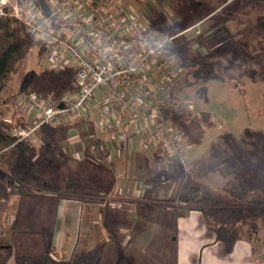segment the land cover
<instances>
[{
    "label": "crops",
    "instance_id": "crops-1",
    "mask_svg": "<svg viewBox=\"0 0 264 264\" xmlns=\"http://www.w3.org/2000/svg\"><path fill=\"white\" fill-rule=\"evenodd\" d=\"M213 16L222 19L223 30L238 42L241 28L249 24L246 19L264 16V6L226 0L198 20L197 27ZM211 25L208 22L203 30L206 39L214 34ZM258 32L254 43L264 48V33ZM179 36L172 47L176 54ZM249 43L253 45V40ZM77 122L63 143L67 160L61 180L64 183L73 177L96 188L101 199L65 196L53 189L34 194L17 191L11 205L0 195V206H6L5 216L0 214L5 229L2 235L12 244L14 254L7 264H17L15 256H32L48 247L66 258L76 248L93 252L96 264H264V239L257 249L243 239L225 241L207 231L201 211L182 203L167 207L153 204L180 189L184 170L179 162L159 151L154 153L152 148L144 149L138 138L112 141L86 122ZM113 214L118 216L112 218ZM104 217H110V227L102 222ZM92 227L99 232L92 234Z\"/></svg>",
    "mask_w": 264,
    "mask_h": 264
},
{
    "label": "built area",
    "instance_id": "built-area-1",
    "mask_svg": "<svg viewBox=\"0 0 264 264\" xmlns=\"http://www.w3.org/2000/svg\"><path fill=\"white\" fill-rule=\"evenodd\" d=\"M50 1L46 15L38 0H0V16L17 19L47 46L48 67L75 69L60 102L34 92L17 98L29 123L16 134L33 140L42 124L77 119L112 141L138 138L186 167L183 132L165 112L182 103L185 87L174 40L198 24L169 35L122 0Z\"/></svg>",
    "mask_w": 264,
    "mask_h": 264
},
{
    "label": "rangeland",
    "instance_id": "rangeland-1",
    "mask_svg": "<svg viewBox=\"0 0 264 264\" xmlns=\"http://www.w3.org/2000/svg\"><path fill=\"white\" fill-rule=\"evenodd\" d=\"M224 1L226 0H122L123 4L133 6L147 20L149 17L153 26L164 32H176L180 29L183 31L198 24V20L207 17L215 6ZM248 1L264 6V2L259 0ZM258 19H246L249 24L241 28L242 32L236 42L223 30L222 19L213 16L209 21H203L201 26L197 27L198 24L195 27L198 32L195 28L184 32L183 36L180 35L182 37L179 36L178 43L174 45L177 55L198 60L199 65L195 68L206 67L211 70V74L200 76H194L192 68H187L186 74L184 72L185 87L180 113L184 116L186 131L190 139V143L186 141L184 146L189 158L193 159L187 162L185 168L183 167L182 176L192 178L193 181L201 183L214 194L223 195L227 200L232 197L235 187L239 185L233 179L235 173L237 174L240 169L244 168H250L253 172L257 168L264 170V48L254 43L255 39L260 36L258 31L264 33V29L258 27ZM208 22H211L213 24L211 27L214 28V34L210 39H206L204 34ZM250 40H253V45L249 43ZM262 40L264 41V38ZM245 45H247L246 48L241 47ZM197 48L201 51L198 52ZM253 48L257 50L254 51ZM47 63L44 52H40V46L34 43L25 61L10 76L8 86L2 91L0 97L6 98L23 85L27 86L34 72L39 69L38 67H46ZM241 83L243 86L240 87ZM3 110L6 117L12 111V109L4 108ZM77 123H74L73 127L77 126ZM34 138L35 140L29 142L25 149L28 156L38 151L39 139L35 135ZM139 141L141 140H137L138 144ZM140 144L142 146V142ZM197 160L202 164L192 163ZM227 165L232 166L227 169ZM65 170L64 167L63 171L67 172ZM36 172L33 175L19 176L18 187L6 185L5 190L0 185V195L13 205L12 195L17 191L34 194L56 188L55 185L46 186L43 181L54 174L53 170L49 171L50 176L44 174L45 170L42 169H36ZM61 179H58L59 184H63ZM179 190L178 188L176 192L178 193ZM62 194L91 201L101 199L93 192L80 190L64 189ZM196 197L201 200L200 195ZM211 200L217 204L214 198ZM209 203L201 200L197 202V205ZM219 204L225 206L223 214L218 219L220 224L215 223L219 226V235L230 240L234 234L241 236L247 234L257 249L260 246L259 241L264 239V206L250 207L238 200ZM4 212H6V206L1 205L0 214L4 215ZM8 215L6 213V218ZM106 217L102 222L106 223L107 220L109 222V218ZM3 221L0 220V241L5 242L2 235V230L5 229L1 228ZM258 225L260 229L254 231V227ZM249 227L251 228L247 230ZM91 230L92 234L99 232V229L95 227ZM87 237L89 239V236ZM75 252H77L74 253L76 257L80 252L77 248Z\"/></svg>",
    "mask_w": 264,
    "mask_h": 264
},
{
    "label": "trees",
    "instance_id": "trees-1",
    "mask_svg": "<svg viewBox=\"0 0 264 264\" xmlns=\"http://www.w3.org/2000/svg\"><path fill=\"white\" fill-rule=\"evenodd\" d=\"M46 1L50 6L51 1ZM259 1L264 2V0ZM258 27L264 29V17L258 19ZM179 31H181V29L176 32L166 33L173 35ZM34 43L40 46V52H44V56H46L47 46L36 41L21 22L10 16H0V94L8 86L10 76L19 69L27 55L30 54ZM177 56L185 74L187 68L194 69V76L211 74V70L206 67L195 68L196 65H199L197 62L198 60H193L184 55L179 56V54ZM38 68L39 69L34 72L27 86L23 85L18 91L11 92L6 98L0 97V185L4 187L5 190L7 189L6 185H8V187H18V177L36 174V169L45 170L44 174H48L50 170H53L54 174H60L67 160V154L63 148V143L67 138L69 130L72 129L73 125H75L74 123L78 121L77 119L67 120L57 125L42 124L35 132L40 142L37 149L38 151L30 156L25 153V149L32 139H21L19 135L16 134L17 130L27 127L29 123L22 111L16 106L17 98L23 94L34 92L39 97L60 102L63 95L74 86L75 69L72 66L66 65L57 70L48 67V65L46 67L39 66ZM239 86H243L242 83L239 84ZM178 101L179 100L176 99V106L167 109L165 114L166 117L183 132L185 140L190 143L184 116L180 113L182 104ZM3 108L12 109L8 117L4 116ZM192 163L197 165L202 164L199 161ZM231 166L227 165L226 167L229 169ZM60 176L61 175H58L57 178H45L43 181L46 186L55 185L56 188L54 189L53 187V190L59 193H62L64 189H66L80 190L89 193L93 192L96 195L99 194L96 188L80 184L73 177L63 184H59L58 179H61ZM233 179L237 181L239 185L235 187L236 189L233 191L232 197L228 200L221 194H214L205 186L201 185V183L193 181L192 178L182 176V185L176 195L158 199L156 200L157 202L153 204L167 207L174 203H182L190 209L201 211L207 231L214 233L216 238L226 241V237L219 235V226L215 224H220L218 219L223 214L225 207L219 204L220 202L224 203L230 200L235 202L238 200L240 203H243V205L250 207H255L256 205L264 206V170L262 168H257L255 172L250 168L240 169L237 174L235 173L233 175ZM197 195H200L199 198L202 201L210 202L211 204L197 205V202H201V200H198L196 197ZM212 198L217 201V204L211 200ZM115 216L117 217L118 215L113 214L112 218ZM106 223V227H110V220L109 222L107 220ZM250 228L251 227L247 228V230ZM254 228V231H257L260 229V225ZM231 239H243L252 243L247 234H242V236L234 234ZM74 253L77 252H73L66 258L63 255H59L54 247H48L44 251L32 256H15V261L17 264H96L97 262V258L93 252L82 251L78 253L76 257ZM13 256L12 244L6 241H0V264H7L9 259Z\"/></svg>",
    "mask_w": 264,
    "mask_h": 264
},
{
    "label": "water",
    "instance_id": "water-1",
    "mask_svg": "<svg viewBox=\"0 0 264 264\" xmlns=\"http://www.w3.org/2000/svg\"><path fill=\"white\" fill-rule=\"evenodd\" d=\"M39 5L42 9V11L46 14V15H50L51 14V8L48 5L46 0H38Z\"/></svg>",
    "mask_w": 264,
    "mask_h": 264
}]
</instances>
